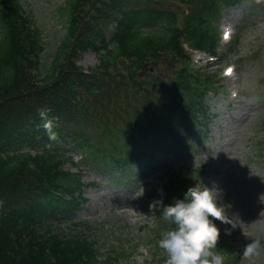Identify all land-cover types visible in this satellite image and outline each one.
<instances>
[{"label":"trees","instance_id":"1","mask_svg":"<svg viewBox=\"0 0 264 264\" xmlns=\"http://www.w3.org/2000/svg\"><path fill=\"white\" fill-rule=\"evenodd\" d=\"M239 1L66 0L60 16L68 35L40 79V30L19 0H0V264H117L118 255L101 258L81 232L46 222L86 201L82 177L64 169L71 157L57 143L110 176L197 144L192 133L210 119L205 95L215 80L190 66L183 42L216 54L214 23ZM89 50L98 61L85 69L79 61ZM39 145L45 148L36 151ZM205 168L163 172L158 241L173 227L161 218L163 206L183 199ZM214 251L223 264H239L228 238L221 235ZM157 264H167V253Z\"/></svg>","mask_w":264,"mask_h":264},{"label":"rangeland","instance_id":"2","mask_svg":"<svg viewBox=\"0 0 264 264\" xmlns=\"http://www.w3.org/2000/svg\"><path fill=\"white\" fill-rule=\"evenodd\" d=\"M19 2L32 21L31 27L40 30L42 79L68 35L65 19L60 16L66 0ZM224 26L232 30L231 37L240 34L234 50L229 44L222 45L218 59H199L192 54L195 69L213 72L220 81L215 95L208 97L210 122L202 135L195 133L200 136L197 144L156 156L121 176L111 177L85 163L71 144L58 142L57 148L71 157L65 168L80 172L87 200L69 217L46 222L66 231L83 232L100 248L101 258L112 252L119 256L117 264H157L166 252L157 245L159 205L151 206L163 195V172L179 166L205 165L195 186L217 187L221 191L219 203L236 224L232 229L230 224L215 221L221 235L231 241L239 264H264V249L251 260L242 258L245 245L252 240L259 238L264 244V216L260 215L264 202L259 199L264 194V3L244 0L240 6L227 9L221 31ZM79 63L90 68L97 63V56L88 51ZM228 66L232 73L224 75ZM165 67L167 64L160 68L162 75H166ZM42 148L45 146L39 145L36 151ZM132 174L135 176L131 178ZM225 230L232 234L227 235Z\"/></svg>","mask_w":264,"mask_h":264},{"label":"clouds","instance_id":"3","mask_svg":"<svg viewBox=\"0 0 264 264\" xmlns=\"http://www.w3.org/2000/svg\"><path fill=\"white\" fill-rule=\"evenodd\" d=\"M231 73V66L224 69V75ZM40 116L45 120L43 127L49 138L57 139L53 131L54 122L47 119V113L43 110ZM220 198L221 191L217 187L201 188L196 184L187 189L183 199H176L172 204L163 206L161 218L173 226L163 232L158 241L159 247L167 253V264H223L222 256L214 251L221 236L215 221L230 224L232 229H236V224L225 214L224 206L219 203ZM259 199L264 202V194ZM162 203L156 201L151 207ZM260 215L264 216V211ZM225 231L227 235L232 234L230 230ZM262 249L264 244L261 239H254L245 245L242 258L251 260Z\"/></svg>","mask_w":264,"mask_h":264}]
</instances>
